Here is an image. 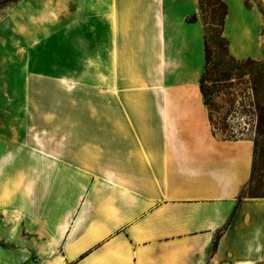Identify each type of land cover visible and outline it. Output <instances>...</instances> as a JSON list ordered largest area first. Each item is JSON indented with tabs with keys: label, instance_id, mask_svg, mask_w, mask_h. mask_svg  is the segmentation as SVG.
I'll return each mask as SVG.
<instances>
[{
	"label": "crops",
	"instance_id": "obj_1",
	"mask_svg": "<svg viewBox=\"0 0 264 264\" xmlns=\"http://www.w3.org/2000/svg\"><path fill=\"white\" fill-rule=\"evenodd\" d=\"M29 1L11 10L34 42L26 97L5 100L24 112L0 113V184L39 179L0 203V264H264L254 141L216 134L200 91L199 0H49L25 23Z\"/></svg>",
	"mask_w": 264,
	"mask_h": 264
},
{
	"label": "rangeland",
	"instance_id": "obj_2",
	"mask_svg": "<svg viewBox=\"0 0 264 264\" xmlns=\"http://www.w3.org/2000/svg\"><path fill=\"white\" fill-rule=\"evenodd\" d=\"M22 0H0V113L5 109H12L17 113L24 112L22 105L5 104L6 99L12 97L25 98L27 94L26 81L29 75L28 47L33 39L22 37L13 30L11 18L12 8ZM227 5L229 20L226 22L225 36L229 42V53L237 60L255 59L264 64V2L263 0H244L243 9L232 0H221ZM226 1V2H225ZM30 13L26 7L21 9L20 18L26 23L29 15L37 18L45 16L47 9L45 3L49 0H31ZM51 11L59 14V0ZM207 14L201 13V21L211 22L210 11L216 0H202ZM229 5H228V4ZM247 9V10H246ZM23 22V23H24ZM214 37V36H213ZM217 42V40H216ZM210 46L218 57L219 49L214 39L211 38ZM32 54L34 52L32 51ZM43 56L32 57V69L38 67ZM54 59V58H52ZM38 69V68H37ZM249 69L239 80H233L234 86L225 91V96L216 99L214 116L218 122H224L227 134L234 135L232 139H254L256 109L251 90ZM230 92V93H228ZM10 102V101H9ZM228 139V136L218 132ZM256 182L252 183V177L245 195L264 197V159L258 160ZM250 186V188H249ZM252 190H255L254 192Z\"/></svg>",
	"mask_w": 264,
	"mask_h": 264
},
{
	"label": "trees",
	"instance_id": "obj_3",
	"mask_svg": "<svg viewBox=\"0 0 264 264\" xmlns=\"http://www.w3.org/2000/svg\"><path fill=\"white\" fill-rule=\"evenodd\" d=\"M210 14L211 22L205 21V65L200 80V91L204 99V103L209 110V121L213 131L218 134L222 131L228 136L229 140L235 136L227 134V127L224 122H218L214 116L216 110V99L225 96V91L234 86L233 80H239L245 74L246 68L249 69L247 75L250 76L251 90L254 98V106L256 109L255 137L254 141V160L252 166V183L256 182V172L258 168V160L264 159V64L260 60L247 59L237 60L229 53V42L225 36L226 20L228 16L227 5L221 0H216ZM200 9L203 14L208 12L203 6L202 0H199ZM190 22L197 21V16L193 15ZM214 36V37H213ZM214 39L218 46V57H215L210 46V40ZM217 40V42H216ZM230 93V92H228ZM250 188V186H249ZM253 192L255 190H252ZM251 197H259L249 195Z\"/></svg>",
	"mask_w": 264,
	"mask_h": 264
},
{
	"label": "clouds",
	"instance_id": "obj_4",
	"mask_svg": "<svg viewBox=\"0 0 264 264\" xmlns=\"http://www.w3.org/2000/svg\"><path fill=\"white\" fill-rule=\"evenodd\" d=\"M38 179V176H30L25 171H20L14 177H9L3 184H0V203L5 200L10 201L18 194L25 199L33 197Z\"/></svg>",
	"mask_w": 264,
	"mask_h": 264
}]
</instances>
